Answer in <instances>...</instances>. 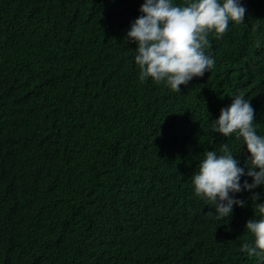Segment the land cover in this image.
Returning <instances> with one entry per match:
<instances>
[{
  "label": "trees",
  "instance_id": "1",
  "mask_svg": "<svg viewBox=\"0 0 264 264\" xmlns=\"http://www.w3.org/2000/svg\"><path fill=\"white\" fill-rule=\"evenodd\" d=\"M144 2L0 0V264H264L241 250L264 185L217 219L191 179L223 143L247 173L242 138L214 131L232 98L264 136V0H240L180 91L139 79L126 37Z\"/></svg>",
  "mask_w": 264,
  "mask_h": 264
},
{
  "label": "clouds",
  "instance_id": "2",
  "mask_svg": "<svg viewBox=\"0 0 264 264\" xmlns=\"http://www.w3.org/2000/svg\"><path fill=\"white\" fill-rule=\"evenodd\" d=\"M140 15L127 32V41L137 45L135 63L139 79L151 78L157 83L166 82L173 91H180L194 77H202L214 67V59L206 55L211 47L209 34L222 36L229 23H243L246 9L240 0H187L175 4L173 0H145ZM259 47V42L256 43ZM254 109L243 95L232 98L230 107L221 109L219 119L213 122L214 131L223 137L235 134L247 146L250 159L247 173L239 167V161L223 143L220 154L206 151L192 176L195 195L210 202L217 219L232 215L233 206L244 207V201L230 194L242 190L253 192L264 185V136L258 135L253 126ZM259 169V171H256ZM251 177L241 185V177ZM252 200L259 196L253 194ZM262 218L249 220L246 230L254 237V246L247 240L241 250L249 256L264 255V204L256 203ZM213 214V213H209ZM256 214V213H255Z\"/></svg>",
  "mask_w": 264,
  "mask_h": 264
}]
</instances>
